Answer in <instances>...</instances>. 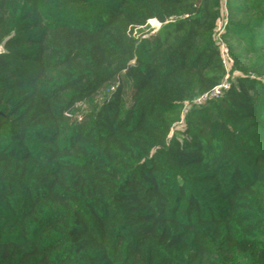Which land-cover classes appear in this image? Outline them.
<instances>
[{"label":"trees","instance_id":"16d2710c","mask_svg":"<svg viewBox=\"0 0 264 264\" xmlns=\"http://www.w3.org/2000/svg\"><path fill=\"white\" fill-rule=\"evenodd\" d=\"M0 49V264H264V0H0Z\"/></svg>","mask_w":264,"mask_h":264},{"label":"built area","instance_id":"2783aa9c","mask_svg":"<svg viewBox=\"0 0 264 264\" xmlns=\"http://www.w3.org/2000/svg\"><path fill=\"white\" fill-rule=\"evenodd\" d=\"M224 9L225 8H223V10ZM224 13H225L224 21L222 22V27L220 28V31H219L217 38H218V43L220 45L223 62H224L226 69L228 70V73H227L224 81L221 84H219L218 86L214 87L210 91H208V92L200 95L199 97H197L196 100L194 101L195 106H203L209 102L218 101L223 96L225 91H227L230 88V80H231L230 69H231L232 61L229 58L227 51H226V48L220 39V36L223 33V29L226 26V10L224 11ZM150 24H151V26L156 25L157 28L160 27V23H158L155 20L151 21ZM229 64H230V66H229ZM228 66H229V68H228Z\"/></svg>","mask_w":264,"mask_h":264},{"label":"rangeland","instance_id":"374dc122","mask_svg":"<svg viewBox=\"0 0 264 264\" xmlns=\"http://www.w3.org/2000/svg\"><path fill=\"white\" fill-rule=\"evenodd\" d=\"M224 11H225V9L223 10V13H224ZM151 28H152L153 32H156L159 29L156 27V25L151 26ZM229 66H230V64H229ZM229 66H228V68H229ZM179 128L181 129V126Z\"/></svg>","mask_w":264,"mask_h":264}]
</instances>
